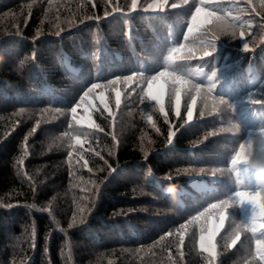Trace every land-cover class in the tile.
<instances>
[{
	"label": "trees",
	"instance_id": "obj_1",
	"mask_svg": "<svg viewBox=\"0 0 264 264\" xmlns=\"http://www.w3.org/2000/svg\"><path fill=\"white\" fill-rule=\"evenodd\" d=\"M262 175L264 0H0V264H264Z\"/></svg>",
	"mask_w": 264,
	"mask_h": 264
},
{
	"label": "snow or ice",
	"instance_id": "obj_2",
	"mask_svg": "<svg viewBox=\"0 0 264 264\" xmlns=\"http://www.w3.org/2000/svg\"><path fill=\"white\" fill-rule=\"evenodd\" d=\"M137 3L138 0H131V8L132 10H135L137 8ZM163 7V5L159 4V3H154L149 5L148 9H144L145 11H148L149 9H154V10H159ZM100 87L99 84H93L91 88L88 89V91L84 92L83 94V98L81 99V104H85V109L88 108L90 105L86 104V102L88 101V96L89 93L93 91V89ZM100 101L101 103H103L105 105V108H107V101L105 100L104 95L102 94L100 96ZM80 104H77L76 107H73L71 109V112L73 114V118H76V113H77V109L80 107ZM74 109V111H73ZM171 139V136L169 137ZM80 141H78L77 143H79ZM219 233V228L216 230V232L213 235H210L209 237H206L204 239H200L199 238V248L205 252L208 253L210 256H215L216 255V243H215V239L216 236ZM182 243V240H181ZM236 241L232 242V245L235 246L236 245ZM261 261H264V256H259Z\"/></svg>",
	"mask_w": 264,
	"mask_h": 264
},
{
	"label": "clouds",
	"instance_id": "obj_3",
	"mask_svg": "<svg viewBox=\"0 0 264 264\" xmlns=\"http://www.w3.org/2000/svg\"><path fill=\"white\" fill-rule=\"evenodd\" d=\"M203 13V9L201 8H197L192 16V21L196 22V20L201 16V14ZM210 15V14H209ZM191 30V29H190ZM210 55V53H209ZM163 75V73L161 74ZM74 111V109H73ZM178 114V113H177ZM192 117V113L191 111L189 112V119H191ZM243 153H244V145H241L239 152L237 154V156L235 157L233 163H236L238 161H242L243 160ZM261 182H264V175H262L260 177ZM238 195H249V199L251 200L252 203H256L258 200L260 201L259 203V208L261 209L260 211V219H261V223H260V228L264 229V197H261L260 195H255L252 196L250 194H246V193H238ZM213 207H215V205H213ZM224 226V220L223 217H221L220 223H219V228H222ZM238 228L243 227L242 224H238L237 225ZM218 229V228H217ZM252 232L256 231V228H251L250 229ZM214 232H211L210 235H213ZM239 235L237 236V239H239ZM235 242V241H234ZM257 250L259 251L260 249L264 248V243L257 241Z\"/></svg>",
	"mask_w": 264,
	"mask_h": 264
},
{
	"label": "rangeland",
	"instance_id": "obj_4",
	"mask_svg": "<svg viewBox=\"0 0 264 264\" xmlns=\"http://www.w3.org/2000/svg\"><path fill=\"white\" fill-rule=\"evenodd\" d=\"M221 30H225V28H223V29H221ZM261 168L262 166H259V165H256V168ZM240 174H243L241 171L239 172ZM255 178H258V177H255ZM261 197H264V196H262V195H260Z\"/></svg>",
	"mask_w": 264,
	"mask_h": 264
}]
</instances>
